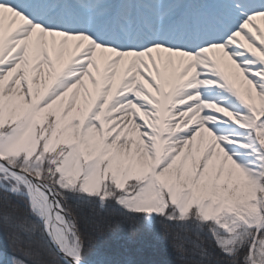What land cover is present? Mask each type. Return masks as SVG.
Listing matches in <instances>:
<instances>
[{"label":"snow or ice","instance_id":"obj_1","mask_svg":"<svg viewBox=\"0 0 264 264\" xmlns=\"http://www.w3.org/2000/svg\"><path fill=\"white\" fill-rule=\"evenodd\" d=\"M117 216L264 264V0H0V264H140Z\"/></svg>","mask_w":264,"mask_h":264},{"label":"trees","instance_id":"obj_2","mask_svg":"<svg viewBox=\"0 0 264 264\" xmlns=\"http://www.w3.org/2000/svg\"><path fill=\"white\" fill-rule=\"evenodd\" d=\"M70 205L75 208L74 202ZM112 233L103 240H97L100 258L131 256L140 264H176L175 254L171 247L172 241L166 238L159 224L152 230L140 222H128L117 216L109 218ZM3 247V237L0 234V248Z\"/></svg>","mask_w":264,"mask_h":264}]
</instances>
